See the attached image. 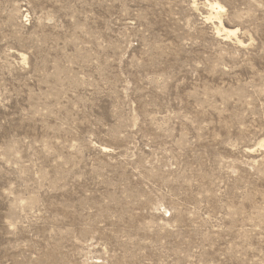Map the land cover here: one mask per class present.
Returning <instances> with one entry per match:
<instances>
[{
	"label": "rangeland",
	"instance_id": "obj_1",
	"mask_svg": "<svg viewBox=\"0 0 264 264\" xmlns=\"http://www.w3.org/2000/svg\"><path fill=\"white\" fill-rule=\"evenodd\" d=\"M0 264H264V0H0Z\"/></svg>",
	"mask_w": 264,
	"mask_h": 264
},
{
	"label": "bare ground",
	"instance_id": "obj_2",
	"mask_svg": "<svg viewBox=\"0 0 264 264\" xmlns=\"http://www.w3.org/2000/svg\"><path fill=\"white\" fill-rule=\"evenodd\" d=\"M212 7H218V8H220V6L217 5V4L212 5Z\"/></svg>",
	"mask_w": 264,
	"mask_h": 264
}]
</instances>
